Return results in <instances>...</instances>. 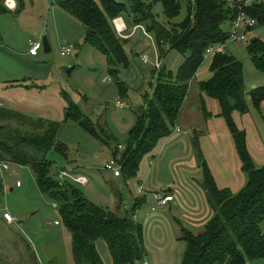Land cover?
<instances>
[{
  "label": "rangeland",
  "instance_id": "rangeland-1",
  "mask_svg": "<svg viewBox=\"0 0 264 264\" xmlns=\"http://www.w3.org/2000/svg\"><path fill=\"white\" fill-rule=\"evenodd\" d=\"M55 1L14 0V3L21 4V12L0 14V126L12 129L24 122L23 116L58 124L56 140L64 146L65 156L53 150L46 156V160L53 162L54 171L69 173L70 177L64 179L94 205L121 218L131 217L142 226L147 256L141 264H170L166 253L171 255V264H180L185 244L177 239L179 229L173 218L183 222L189 213L187 207L190 202L203 210L197 219V227L191 228L194 233L201 232L212 218L211 209L203 197L201 169L192 148L194 135L219 189H228L235 194L247 181L240 170L229 131L224 121L217 117V103L201 95L198 87L200 82L211 77L209 65L212 56L204 59L191 81L172 135L141 160L134 177L115 179L111 172L105 170L106 165L112 162L111 148L84 132L77 123L65 122L64 110L69 102L78 106L91 124H105L117 142L123 145L135 126L142 95L152 97L149 83L154 85L155 81L152 77L154 54L143 36L127 40L125 53L128 65L117 68L118 79L128 90L126 97L121 98L115 81L109 76L110 68L104 56L85 44L82 25L61 10ZM141 1L151 5L156 21L167 29L180 24L188 15V0H180V13L171 21L165 18L160 3ZM124 2L128 4L129 0ZM122 18L132 21L127 15ZM228 28L229 24H224L223 29L226 31ZM40 32L43 34L35 35ZM44 36L47 40L51 37L48 40L51 51L45 54L41 49L37 56H29L28 40L42 42ZM255 39L264 43V27L252 29L246 42L227 40L224 53L242 63L248 114L241 117L235 113L233 120L246 133L248 150L256 165L262 167L264 101L256 109L249 95L264 86V75L253 67L247 54V46ZM65 47H70L72 53L61 57V49ZM142 55L148 56L147 64L140 61ZM182 62L183 57L172 50L161 59V67L175 73ZM65 68L72 69L70 74ZM3 84L7 85L6 91ZM117 102L123 104L122 109L116 107ZM205 114L210 115L207 120ZM177 129L180 133L176 132ZM122 149L123 146L120 151ZM81 176L88 180L85 187L72 180ZM17 182L21 188L15 187ZM2 183L7 195L0 201V208L6 205L16 220L10 228L12 232L9 231L16 237L1 240L0 235V254L5 255L0 258H5L2 260L10 264V257L19 256L23 250L22 253L28 257L36 256L37 264H49V260L51 264H73L70 233L61 224L57 204L37 189L32 171L11 164L10 172L0 177V191ZM139 185L144 187L143 193L138 192ZM169 191L174 196V203L157 207L155 195L168 194ZM205 210H208L206 214ZM262 228L264 230V225ZM9 232L4 231L3 234ZM96 249L103 264H112L103 241L96 242ZM250 264H264V259Z\"/></svg>",
  "mask_w": 264,
  "mask_h": 264
},
{
  "label": "trees",
  "instance_id": "trees-1",
  "mask_svg": "<svg viewBox=\"0 0 264 264\" xmlns=\"http://www.w3.org/2000/svg\"><path fill=\"white\" fill-rule=\"evenodd\" d=\"M155 3L162 5L168 21L178 17L180 0H155ZM55 4L82 25L85 44L104 56L110 68L109 76L115 81L121 98L126 97L128 90L118 79L117 68L128 65L127 40L117 37L111 21L127 15L132 25L142 26L154 37L160 67L154 68L152 73L154 85L149 83L152 97L142 95L135 126L123 145L117 142L105 124H91L78 106L67 101L64 110L65 122L77 123L84 132L111 148L112 163L119 167L120 177H134L141 160L172 135L189 85L204 61V52L228 40V30L225 31L223 26L230 23L235 10L217 0H188L185 20L167 29L156 21L151 5L141 0H129L128 4H117L113 0H56ZM21 9V4L17 3L14 13L19 14ZM245 11L256 20L257 27H264V5H252ZM7 12L4 0H0V14ZM172 50L183 57L175 73L161 67V59ZM247 54L253 67L264 75V43L258 39L250 41ZM209 72L210 79L198 85L200 93L217 103V117L224 121L229 131L240 170L247 181L235 194L228 189H219L194 135L192 148L201 169V187L212 218L198 234L181 228L178 241H182L185 247L180 264H219L224 259H228L229 264H250L264 259V165H256L248 151L246 133L233 120L235 113L241 117L248 114L243 66L231 55L220 53L212 56ZM249 95L254 108L259 109L264 101V86ZM209 117L204 115L205 120ZM23 118L25 123L22 119L23 123L12 129L0 126V163L29 168L39 192L57 204L61 224L70 233L73 264H103L96 249L99 240L106 244L112 264H141L145 261L147 253L142 226L131 217L121 218L94 205L70 182L60 179L59 173L63 171H54L53 162L46 160L52 150L65 156L64 146L56 140L58 124Z\"/></svg>",
  "mask_w": 264,
  "mask_h": 264
},
{
  "label": "built area",
  "instance_id": "built-area-1",
  "mask_svg": "<svg viewBox=\"0 0 264 264\" xmlns=\"http://www.w3.org/2000/svg\"><path fill=\"white\" fill-rule=\"evenodd\" d=\"M115 3L120 4L124 3V0H113ZM220 2H225L231 7L234 8L235 10V16L229 23V28H228V41L233 42V43H241V42H246L247 41V34L254 28L257 27V22L255 19L251 18L247 12L245 11V8L250 7L252 5H264V0H217ZM13 0H4V6L9 9V10H14L16 9V3L14 7H12ZM111 25L113 27V30L115 34L117 35L118 38L122 40H129L131 37L135 36H143L146 40L149 41L150 44V49L152 53L154 54V63H153V68L158 69L160 67V61L158 59V53L156 50V46L154 43V39L151 35H149L148 32L145 31V29L140 26V25H133L131 28H128L126 25L124 19L122 17H117L114 18L111 21ZM226 48V42L224 44H218L215 46H211L206 49L204 52V59L211 57L215 54H220L224 53ZM43 49L42 48V42H29V51L28 55L29 56H37L39 50ZM72 53V50L70 47H65L61 49L60 56L61 57H67L70 56ZM140 61L143 64H147L149 62L148 56L147 55H142L140 58ZM116 107L118 109L123 108V104L120 102L116 103ZM121 149V148H120ZM105 170L108 172H111L114 177H120V169L117 167L115 164L112 162L107 164L105 167ZM10 172V165L6 163H0V175L3 173ZM14 173V172H13ZM69 173L67 172H60L59 173V178H69ZM74 182H76L79 185H82L83 187L87 186L88 180L81 176L77 178L72 179ZM17 188L21 186L19 182L16 183L15 185ZM6 188L3 186V192L6 193ZM145 191L144 187L140 185L138 187V192L143 193ZM156 204L157 207H163L165 206L168 202L172 201L173 198L171 196H161V195H156L155 196ZM154 210V209H153ZM3 219L8 222V223H14L16 220L6 212H3L2 214ZM57 224V223H55Z\"/></svg>",
  "mask_w": 264,
  "mask_h": 264
},
{
  "label": "crops",
  "instance_id": "crops-1",
  "mask_svg": "<svg viewBox=\"0 0 264 264\" xmlns=\"http://www.w3.org/2000/svg\"><path fill=\"white\" fill-rule=\"evenodd\" d=\"M17 5V4H16ZM8 10V12H14L15 11V9L14 10H9V9H7ZM124 21H125V23H126V25L128 26V28H131L133 25H132V21H130L129 19H124ZM38 34V35H37ZM43 33L42 32H40V33H36L35 35H37V36H39V35H42ZM34 35V36H35ZM141 36V35H140ZM140 36H138L137 35V37H140ZM134 37V36H133ZM50 38V40H51V37H49ZM49 38H48V40H49ZM132 38V37H131ZM0 41H1V35H0ZM29 41H32V40H28V43H29ZM33 42H36V40L35 41H33ZM29 45V44H28ZM3 86H4V90L6 91V89H7V85H5V84H3ZM12 87V86H11ZM3 95L5 96V93H3ZM0 98H2V97H0ZM177 133H180L179 132V130L177 129V131H176ZM249 151V150H248ZM151 165V164H150ZM74 172V171H73ZM0 177H1V175H0ZM114 177V176H113ZM115 179H116V177H114ZM119 179V178H118ZM3 186H4V184H3ZM16 187V186H15ZM22 187V185L19 187V188H21ZM17 188V187H16ZM12 188L10 187V189H9V191L10 192H12ZM2 193H0V201L1 200H3L4 198H6V195H7V193H4L3 192V190L1 191ZM168 196H171V197H173V200L172 201H170V202H168L167 204H166V206L167 205H170V204H173L174 203V196L172 195V193H171V191H169L168 192V194H167ZM203 197H204V199H205V196H204V193H203ZM205 202H206V200H205ZM207 204V203H206ZM166 206H164V207H166ZM209 207V206H208ZM163 208V207H162ZM187 209L189 210V213H187V217H185V218H183V222H181V221H179V219H177V218H173V221H174V224L176 225V227H178V229H179V236H180V230H181V228H185V229H188V230H190L191 232H193L194 233V231L191 229V228H194L195 226L197 227V223H198V217L201 215V213L203 212V210H202V207H197V206H195V205H193V203L192 202H190L189 204H188V207H187ZM206 209H208V208H206ZM207 211L208 210H205L204 212H205V214L207 213ZM3 212H6V213H9L8 212V210H7V208H6V205L4 206V207H2L1 206V208H0V235H1V240H6V239H8V240H10V239H14L15 237H16V234H14V233H11L12 231L10 230V228H12V226H13V224L14 223H8V222H6L4 219H3V217H2V214H3ZM211 213H212V211H211ZM10 214V213H9ZM11 215V214H10ZM12 216V215H11ZM55 225H57V224H55ZM4 231H7V232H9V231H11V232H9V234H3L4 233ZM202 231V230H201ZM200 233V232H199ZM195 234H198V233H195ZM179 238V237H178ZM177 238V239H178ZM176 239V238H175ZM14 249H17V247H15ZM22 251L23 250H20V252H19V256H15V257H10V264H37V259H36V256L34 257L33 255H32V257H28L27 255H25V254H23L22 253ZM184 251V250H183ZM35 255V254H34ZM0 256H4L5 257V255L4 254H0ZM8 257V256H7ZM165 257H167V258H169L170 259V264H171V255L170 256H168V253H166V256ZM2 259H5V258H0V264H8V263H6V262H4ZM6 260V259H5ZM49 264H51L50 263V260H49ZM144 264H147V262H145ZM219 264H229V261H228V259H224L223 261H221Z\"/></svg>",
  "mask_w": 264,
  "mask_h": 264
},
{
  "label": "water",
  "instance_id": "water-1",
  "mask_svg": "<svg viewBox=\"0 0 264 264\" xmlns=\"http://www.w3.org/2000/svg\"><path fill=\"white\" fill-rule=\"evenodd\" d=\"M42 48L45 54L51 51L50 45L48 43V40L46 39V36L42 38ZM65 71H69V68H65Z\"/></svg>",
  "mask_w": 264,
  "mask_h": 264
},
{
  "label": "clouds",
  "instance_id": "clouds-1",
  "mask_svg": "<svg viewBox=\"0 0 264 264\" xmlns=\"http://www.w3.org/2000/svg\"><path fill=\"white\" fill-rule=\"evenodd\" d=\"M12 7H14L15 6V4H14V0H13V3H12V5H11Z\"/></svg>",
  "mask_w": 264,
  "mask_h": 264
}]
</instances>
